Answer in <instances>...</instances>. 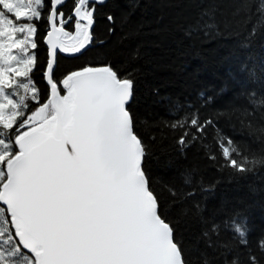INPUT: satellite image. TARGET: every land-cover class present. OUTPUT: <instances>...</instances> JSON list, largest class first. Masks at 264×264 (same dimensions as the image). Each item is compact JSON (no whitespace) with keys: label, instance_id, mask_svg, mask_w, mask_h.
Wrapping results in <instances>:
<instances>
[{"label":"snow or ice","instance_id":"snow-or-ice-1","mask_svg":"<svg viewBox=\"0 0 264 264\" xmlns=\"http://www.w3.org/2000/svg\"><path fill=\"white\" fill-rule=\"evenodd\" d=\"M106 2L71 0L65 10L68 0H0V264H264V233L251 241L239 214L217 220L207 212L218 181L205 186L191 173L180 183L153 180L157 135L142 130L179 134L181 154L195 146L216 171L245 178L264 170V94H244L251 110L205 115L213 98L201 93L199 107L170 104L174 119L139 120L135 69L118 67V49L103 61L61 69L62 57L111 43L95 36ZM255 15L241 48L264 27V0ZM104 19L107 35H115V15ZM251 19V0H209L184 31L189 38L222 31L239 37L243 29H236ZM138 56L139 46L131 58ZM242 70L264 83V65L259 76ZM233 114L251 143L218 126Z\"/></svg>","mask_w":264,"mask_h":264},{"label":"trees","instance_id":"trees-1","mask_svg":"<svg viewBox=\"0 0 264 264\" xmlns=\"http://www.w3.org/2000/svg\"><path fill=\"white\" fill-rule=\"evenodd\" d=\"M209 0H107L101 6L95 36L97 40L111 41L105 48L94 45L83 56L76 58L62 57L61 69H70L86 62H100L104 53L118 49L122 55L114 57L121 61V69H135V97L132 109L141 121L150 124L160 120H171L168 106L175 102H192L200 106L202 98L212 97V102L201 111L205 114L217 112L229 113L233 108H248L246 93L256 91L264 94V83L255 82L247 71L256 69L259 76L264 65V27L258 28L257 35L241 48L239 44L256 23V7L259 0H251L252 19L246 25L241 23L239 37L232 31H222L221 35L209 38L185 35L184 28L194 22L202 6ZM71 0L65 5L70 6ZM116 17L115 35H107V14ZM239 19L247 20L242 15ZM127 21V27L123 21ZM44 29L41 27V34ZM131 33L123 43L118 42ZM139 46V56L132 59V54ZM45 46L41 43L39 55L45 56ZM35 79L39 82L37 73ZM43 89L44 83H38ZM182 114V113H181ZM247 123V120H245ZM218 126L226 136L243 143H251L247 128L242 130L238 114L225 115L219 119ZM149 136L157 135L150 151L149 167L154 181L175 179L180 183L182 174L191 173L194 179L202 180L205 186L216 183L213 196L207 201V212L216 214L217 220H223L239 214L241 222L250 229L248 239L264 233V170L245 178L221 173L211 167L197 147L189 148L181 154L174 143L177 134L165 137L159 135V129H142ZM231 233L224 238L230 239Z\"/></svg>","mask_w":264,"mask_h":264}]
</instances>
